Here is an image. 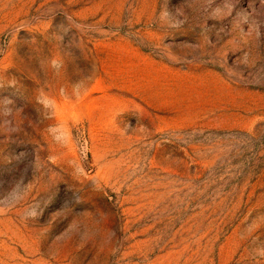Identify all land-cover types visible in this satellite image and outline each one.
Returning a JSON list of instances; mask_svg holds the SVG:
<instances>
[{
    "label": "rangeland",
    "instance_id": "rangeland-1",
    "mask_svg": "<svg viewBox=\"0 0 264 264\" xmlns=\"http://www.w3.org/2000/svg\"><path fill=\"white\" fill-rule=\"evenodd\" d=\"M0 264H264V0H0Z\"/></svg>",
    "mask_w": 264,
    "mask_h": 264
}]
</instances>
